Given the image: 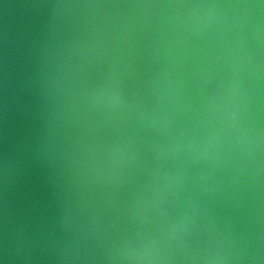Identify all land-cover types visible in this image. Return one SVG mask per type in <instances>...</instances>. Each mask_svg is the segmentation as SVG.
Here are the masks:
<instances>
[{
    "label": "water",
    "instance_id": "1",
    "mask_svg": "<svg viewBox=\"0 0 264 264\" xmlns=\"http://www.w3.org/2000/svg\"><path fill=\"white\" fill-rule=\"evenodd\" d=\"M260 3L0 0V243L7 214L23 244L13 264H118L124 240L181 220L157 245L173 264L230 240L233 264H264V7H229ZM99 89L121 102L91 104Z\"/></svg>",
    "mask_w": 264,
    "mask_h": 264
},
{
    "label": "clouds",
    "instance_id": "2",
    "mask_svg": "<svg viewBox=\"0 0 264 264\" xmlns=\"http://www.w3.org/2000/svg\"><path fill=\"white\" fill-rule=\"evenodd\" d=\"M189 8H217L221 5L209 4V5H185ZM229 7L235 8H258L264 7V0H261L259 5L254 4H239L230 5ZM230 103L235 105L238 102L240 96L239 86L236 84L230 85L229 89ZM100 96H106L107 102L115 105L121 102V96L119 94H113L105 92L104 89L93 91L89 94V102L96 104ZM230 121L237 120L238 111L236 107L228 113ZM172 155H175V149H170ZM206 154H201V158ZM193 162L196 161L195 155L191 156ZM7 163L5 162V168ZM163 211V210H162ZM8 217L5 215V227L3 231V241L0 243V264H13L15 259L20 256L23 251V244L18 235L10 234L7 228ZM183 221L173 223L167 227V229L159 237H147L138 241L124 240L119 244L115 250L109 253L108 258L112 261L118 262V264H173L175 257L170 254V248L158 247L160 241H172L178 239V230L185 231L182 227ZM232 241L230 240L227 245L218 243L211 249H206L202 255L188 257L190 264H233L234 260H239L240 257L234 252L232 247ZM61 251H67V245ZM66 259V256L60 257ZM23 259L28 260L29 257L25 255ZM250 259L255 260L256 256L253 254Z\"/></svg>",
    "mask_w": 264,
    "mask_h": 264
}]
</instances>
